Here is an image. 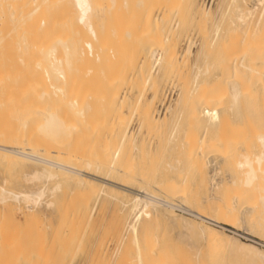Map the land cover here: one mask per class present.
Returning <instances> with one entry per match:
<instances>
[{
	"label": "bare ground",
	"instance_id": "bare-ground-1",
	"mask_svg": "<svg viewBox=\"0 0 264 264\" xmlns=\"http://www.w3.org/2000/svg\"><path fill=\"white\" fill-rule=\"evenodd\" d=\"M225 1L221 14L214 19L209 35V29H205L204 25L212 18H209L211 9L201 0L166 1L169 5L165 9L173 18V26L170 28L174 30L171 31L170 38L169 35L166 38L163 36L164 40L156 43L155 34L152 35L153 31L152 34H149L150 31L147 33V28L158 25L159 20L150 21L152 13L157 10H153L147 0H122L120 7L116 5L117 0H0V92H43L37 94L39 98H36L45 100L42 101L45 104L52 102L54 98L56 101L53 105L43 104L39 109L37 106L35 110L32 108L33 110L29 109L31 111L26 110L18 115L16 120L19 121V126L14 134L24 133L25 140L16 142L15 139L7 144L2 141L4 136L7 138L6 135L0 133L3 135L0 137V158L13 164H32L34 169L24 164L32 171H27L29 174L24 172L27 175L23 173L22 178L27 180L25 183L39 184L33 190L21 192L0 186V203L9 206L8 203L13 202L14 210L19 211L18 206L22 203L26 208L24 217L34 219L38 217L37 210L43 203L49 183H53V187L47 189L52 197L61 189V184L69 182L82 188V195H88L95 186L102 191L107 188L132 198L128 208L129 215L133 216L132 222L127 225L123 235L127 245L128 242L132 244L133 249H129L134 250L132 264H223L226 259L233 260L234 264H264V251L255 246H261L256 239L245 237L240 232L237 236L241 239L245 237V241L232 239L214 228V224H217L218 228L227 225L236 229L240 226V214L239 218L244 216V229L264 239V0H254L250 7H247L246 0ZM163 9L160 10L161 20L163 16L166 18V10ZM187 16H190L192 24L198 25L196 30L193 29L196 40L187 39L186 48L180 49V38L186 34L184 27ZM140 26L146 27L139 30ZM99 28L105 33L103 38L98 35ZM156 28L159 27H154ZM84 34H88L85 39ZM111 36L120 41H117L120 43V50L105 48ZM192 46L195 51H191ZM106 54H110L116 62L103 68L113 71L106 72L96 82L90 65H103ZM150 59L152 62L149 63ZM189 61L190 66H187ZM13 62L20 65L16 72H13ZM185 66L191 70L189 79H186L188 73ZM152 70L163 81L169 80L168 87H177L176 95L161 115L153 109L161 100L160 94L165 93L158 92L159 87ZM168 75L172 77L168 78ZM160 79L158 80L161 81ZM76 92H112L108 103L135 117L136 131L132 133L133 130H129L128 125L121 126L122 130L119 127L121 131L118 132V145L113 154L105 156V159L98 157L92 160L81 153L75 144H65V137L69 139L71 135V139L73 135L82 132L83 128L90 133L96 132L95 125L92 127L88 124L89 129L84 127L86 124L76 120L84 117V112L88 109L87 100L79 95L77 97ZM115 92H123L122 97L115 99ZM50 93L53 94V99ZM147 93L150 95L147 96ZM67 108L71 110L72 117L64 119L60 115ZM32 123L34 127L31 126ZM168 125H171L170 129ZM32 128L40 133V137L29 139ZM160 128L164 132L169 129L172 147L179 150L175 160L180 166L175 168L167 164L168 169L176 171L173 174H177V178L156 183L150 181L151 177L147 178V173L151 174L154 170L150 164L153 159L142 148L146 147V138L150 141L163 135ZM137 136H140L139 142L142 140L140 143L135 140ZM55 138L58 139L56 145L53 142L52 145L49 141ZM155 147L153 151L159 149L158 145V149L154 150ZM40 154L54 156L56 160L62 161L49 160ZM231 158H235L233 168L236 167V170L223 172L221 162L225 164ZM135 161L140 166L138 169L136 166V173L132 167ZM206 162L214 164L213 174L209 177L211 196L207 199V208L210 210L208 217L203 212L196 213L195 218L199 223L180 221L181 218L172 214V210L178 208L190 211L183 205L176 206L172 202L190 203L198 197H193V193L187 190L189 181L186 177L199 176L202 182ZM220 171L225 173L226 178H222ZM234 171L240 174L239 179ZM218 175L221 178L217 179ZM150 189L157 190L163 196L153 195ZM77 194L71 196L76 197ZM47 197L50 201L45 205L52 207L51 197ZM123 207L126 209V206ZM152 207L168 211L161 215L157 212L148 215L147 210ZM64 210L62 212L66 213V209ZM203 222L207 225H202ZM62 223L61 226L64 225ZM225 230L228 231L226 228ZM171 231H176L175 239H168ZM15 243L16 246L19 243L20 247V242ZM19 247L15 251L18 252ZM6 254L11 255V258L14 255L9 250ZM21 254L23 256L24 253ZM11 258L8 261L16 257ZM225 262L229 264L228 261ZM35 263L37 264V260Z\"/></svg>",
	"mask_w": 264,
	"mask_h": 264
},
{
	"label": "rangeland",
	"instance_id": "rangeland-1",
	"mask_svg": "<svg viewBox=\"0 0 264 264\" xmlns=\"http://www.w3.org/2000/svg\"><path fill=\"white\" fill-rule=\"evenodd\" d=\"M119 1L120 0H117V2H116L117 7H120L119 5L122 2V0L120 1V3H119ZM152 1H154L156 6H158V7H156ZM166 1L168 2L169 0H161V1L160 0H150V1L147 0L148 4L151 5V8L153 7L152 8L153 10H157V12L159 10L158 13L157 12L152 13L153 16H151L152 18H150V21L153 20V22L154 21L158 22V20H159L157 26H156V24H154L155 25L154 26L153 23H151L154 27H159V28L158 29L156 28L157 30L154 29L153 26H152V28H150L151 30L149 28H147V30H148L147 33L150 31L149 34H152L151 31H153L152 35L155 34L154 37H156V40H155V42L157 41L156 43H158V40H160L159 43L162 42V39L164 40V38H166L165 36L169 35L168 37L170 38V36H172V35H170V34H172L171 31L174 30V28H170L173 26V18L170 15L169 11L167 9H165L166 7L168 8L167 5H169ZM201 1L206 7H209L211 9V11H210L211 14H210L209 18L210 17H212V18L209 19L210 21L208 20V23L206 22V24L204 25L205 29H207V30L209 29V31L207 33L209 35V32H210V30L213 26V23H214V19L216 20L219 17V15L221 14L222 9L224 8V6L226 4V1L225 0H223V1L222 0H201ZM246 1H247V7H250L254 2V0H246ZM117 3H119V4H117ZM217 6H218V8H217ZM114 8H111V9H114ZM162 9L166 10V12H165V16H166L165 19L166 20L164 19V16H163L164 20L163 19L161 20L160 10L162 11ZM58 10H61V8ZM187 17H186V24L184 27V29L186 30L185 31L186 34L185 35L183 34V35L185 37L187 36L188 38L186 37V39H185V37L183 35L181 36L183 38H180L179 44L182 45V47L180 45V49L186 48V44L188 45V43H186L187 39H188V41L189 40L193 41V38H194V41L196 40V36L194 34L195 32L193 31V29L197 28L198 25H197V23L192 24L189 20L190 16L188 18ZM164 22L166 23V25ZM159 24L161 25V27H164V28H161L159 26ZM150 25L148 27H150ZM145 27L140 26L139 30H142V28L144 29ZM160 28H161V30H160ZM162 29L163 30L165 29V30L163 31ZM158 30L160 32H158ZM156 31L160 35L157 34ZM161 32H163V34ZM139 33H140L139 35H141V32H139ZM98 35L101 38L104 37L105 33H104L103 29L99 28ZM87 36H88V34H84V39ZM163 36H164V38H162ZM111 37L109 39L110 41H108L106 43L105 48L106 49L108 48L107 50L115 49L117 51V48L120 47L119 46L120 43H118L120 41H118V39L116 40V38H113V37L111 39ZM190 37H192V38H190ZM117 38H119V37H117ZM114 39L116 41H114ZM113 41H114V43H113ZM181 42L182 43L184 42V43L182 44ZM190 49H191V51H195L194 46H192V48H190ZM119 50H120V48H119ZM105 52H106V50H105ZM106 55L107 56H104V59H103V65H101L100 67L90 65L92 72L95 74L94 76L96 77L95 78L96 82H98L99 79H101L106 72H109V71L112 72L113 71V70H105L103 68V67H106L107 65L109 66L110 64L116 62L115 59L110 56V54H106ZM109 59H111V60H109ZM150 62H152L151 59L149 60V63ZM149 65H151V64H149ZM186 65L190 66V61L187 62ZM19 66L20 65L13 62V64H12L13 72L14 71L16 72V69H18ZM187 66H185L187 73H188L186 75V79H189L191 77V70H189L190 67L187 68ZM152 71L154 73V70H152ZM153 75H154V77H156V84L159 87L158 92H160V93L163 92V94L165 93L164 95L167 96L166 97V96L160 94L162 97L160 96L159 100H160V98H161V100L154 105L156 108L154 107L153 110L156 109L157 112L159 111V115H161V113L163 111H165L167 106L169 105V101L172 98H174V96L176 95L177 87L172 86V85H170L168 87L167 82L169 80L163 81L162 79H160L159 75L156 72ZM171 75H172V73H171ZM171 75H168V78L173 76V75L172 76ZM158 79H160L161 81H159ZM157 80H158V82H157ZM15 82H16V85H18V81H17L16 77H15ZM164 84H166V85H164ZM39 93L40 92H38V93L37 92H0V125H1L0 126V133H3V135L5 134L7 137V138H5V136H4V138L6 140L4 141V138H3L2 139L3 142H7V144H8V142L15 141V139H16V142H17V140L18 141L19 140H25L24 133L18 134V132H17L16 134H14L17 131V128H18L17 126H19L18 125L19 121L17 122V120H16L18 115H21L23 112H25L26 110H29V109L35 110V108L37 106H39V107H37L39 109L40 107L43 106V104L46 106L49 105V103H52L50 105L55 104L56 101H54L55 98L53 99V97H52L53 94L51 95L52 92L50 93V97L53 99V101L49 102L47 104L43 103L45 100H39L38 99L39 98L38 95H40L43 92H41L40 94ZM46 93H48V92H46ZM115 93H116L114 95L115 99H119L120 97H122L123 92H115ZM76 94H77V97H78V95H79V97H84L85 100H87V102H88V104H87L88 109L84 112V117H82L80 119H76V120L79 123L86 124V126H84V127H89V129H90V126H88V124L91 125L92 127H93V125H95L96 126V132L90 133V131L88 129H87L88 130L87 131L86 128H83L85 131L83 129H81L82 132H80L79 134H77V135L72 134L73 136L71 137V139H70L71 135L68 137L69 139H67L65 137V140H64V138H63V140L66 141L65 144L70 143L69 145L73 144V146L75 144L77 146L76 148L81 153L88 155L90 157V159H92V160L95 158H98V157L104 158L107 155L111 156V154H113V151L116 149V147L118 145V141L120 140L119 139L120 134L118 132H120L122 130V127L125 125H128L130 127L129 130L130 129L133 130L132 133H134L136 131L135 128H137V126H135L136 125L135 124L136 123L135 117L130 116V114L127 113L124 109H119L116 105H110L108 103V99L113 94L112 92H76ZM110 94H111V96H110ZM149 95L150 94H148L147 96H149ZM37 96H38V98H36ZM162 98H164V101H162ZM46 102H48V101H46ZM40 105H42V106H40ZM60 105L61 104L59 103V107H61ZM57 106H58V104H57ZM31 110H29V111H31ZM156 111H154V112H156ZM62 113H63V115H60V116H63L64 119H69L68 117H72V112L68 108L65 109L64 111H62ZM78 122L77 123L75 122V124H79ZM31 126L34 127L33 123ZM168 126H169L168 128L170 129L171 125H168ZM3 127H5V128H3ZM92 127H91V129H92ZM119 127H121L120 131H119V129H120ZM7 128H9V129H7ZM97 128H98V130H97ZM116 129H118V131ZM164 129H166V127ZM164 129L160 128V132H162V130H163V132H162L163 135L159 136V138H160V140H162V142L159 140V138L158 139L156 138L157 142H155L156 139L154 140L153 138H152L153 139V141H152V139L148 136L151 139L149 141V140H147L148 138H146V136H145L146 144H145V142H143V143L145 144L146 147H145V149H143L144 146H143V148L141 147L142 150H146V152H148L146 154L151 155V158L153 159V161L150 164L153 166L154 170L151 172V174L147 173L148 174L147 178L151 177L150 181L152 180V182H156V183L165 182V181H168L170 179H174V177H176L177 174H173L176 171L168 169L169 164L172 165V167L174 166L175 168L180 166V164H177V162L175 160L176 154L179 152V150L176 148L173 149V147H172L173 142L169 136V129H168V131H165V132H164ZM32 131L33 132L30 134L29 139L33 140V139L40 137L39 136L40 133L37 130L32 128ZM8 132H10V134ZM3 135L0 134V137L1 136L3 137ZM162 136H164V137H162ZM10 137H12L13 139ZM138 137L140 138V136H137V138L135 139L137 143L139 142ZM8 138L11 141H9ZM75 138H76L77 142L74 143ZM145 138H144V140H145ZM58 139H59V137H58ZM58 139L55 138L54 140H50V139H48V140H50L49 142H51V143L53 142L56 145V140H58ZM59 140H61V139H59ZM141 141L142 140L140 139V142ZM147 141L150 144L147 143ZM45 142H47V141H45ZM13 143L15 144V142H13ZM53 143H52V145H54ZM156 143L159 146L158 147L159 149L157 148ZM49 145L50 144L48 143V146ZM148 147H150V148H148ZM153 147H155L154 150H156V148L158 150L153 151ZM170 148L173 150H170ZM128 149L130 150V148H128ZM163 149L166 152L163 151ZM149 150H151L152 152L151 151L149 152ZM26 152H30V151H26ZM234 152L236 154V150ZM41 156H43L49 160H55V161L58 160V159L56 160V158L54 156H50V155H41ZM153 156L156 157V159ZM234 159L235 158H231L230 162H227V161H226V163L224 162L226 165L223 164V162H221L223 165V166H221L222 167L221 169H223L222 170L223 172H225L229 169L233 170L236 168V167L233 168L234 161H235ZM6 161L7 160L0 158V186H3L5 189L10 190V191H14V192H21L23 190L29 191V190H33L36 186H39V184L35 185V183H31V184L25 183L24 181L27 182V180L26 179L23 180V178H22L24 172L30 173V171H32V169H34V166L32 164L27 163V162L26 163H19L18 162L16 164H13V163H10L8 161L6 162ZM58 161H62V160H58ZM137 161L132 163V167L134 168L135 173L137 171L136 166L139 165ZM215 162L219 163V161L218 162L214 161V163ZM221 163L219 165H221ZM229 163H231V164H229ZM235 163H236V161H235ZM6 164H7V166H6ZM24 164L25 165L27 164L28 167H33V168L28 169V167L26 168ZM161 164H162V166H161ZM210 164L209 163L206 164V169L204 171V175L202 174L203 184L200 181L199 176H197V177L187 176L186 177V179H188V181H189V186H188L187 190L188 191L190 190L193 193V195H192L193 197L194 196L196 197V195L198 197L199 196H201V197H199V198L196 197L197 200L195 198L190 203L172 202V204H174L176 206L183 205L184 207H186L190 211V212H187V211L180 210L178 208H174L171 213L174 215H177L178 219L181 218L180 221H183V220L184 221H192V222L195 221L197 223L198 219L195 218L196 213L201 214L204 212L203 214H205V216L208 217L207 214L210 212V210L207 208V206H208V200L207 199H209V197L211 196L210 195L211 185L209 183V177L213 174V170H212L213 167L212 166L214 165L213 163H212L213 165L212 164L210 165ZM138 167H140V166H137V169H138ZM155 167H156V169H155ZM221 169H219V170H221ZM222 171H220L222 173L220 175H222V178H224L225 173L223 174ZM234 172H236V171H234ZM26 173H24V174L27 175ZM236 173H235L237 175L236 178L239 179L238 176L240 174H238V172H236ZM219 178H221V177H219V175H218L217 179H219ZM3 182H4V184H3ZM204 182H206V183H204ZM29 184L33 188H31V186ZM52 187H53V183L47 184L46 192H45V195H44L43 201H42L43 203H41V205H39V207H38L39 210H37L38 217L34 218V219H26L24 217V214H26L25 213L26 208H25V205H23L22 203H20V205L18 206L20 211H21V214H20L19 210H14L15 204L13 202H9L8 203L9 206L0 203V259H1L0 261H3V259L6 258L5 261L0 262V264H3V263L7 264V262H9V261H10L9 263H11L12 260H13V263H11V264H15V263L16 264H36L35 263L36 260H37V264H44V262L46 261L45 259H47V261L45 262L46 264H93V263L94 264H96V263H98V264L99 263L100 264H113V262H114V264H119V263L120 264H126V263L132 264V263H134L132 261V258L134 257V250H132L133 249L132 244L127 241L129 243V245H127L126 240L123 237V235H125V233H126L127 225L132 222V217H133L132 215H129V213H128V208H129L130 202L132 200L131 196L120 193L118 191L110 190L107 188L104 189L103 190L104 192H103L102 190H100L98 188V186H95L92 188V190L88 194L89 196L86 195L85 192H84L85 195H82V193H83V192H81V191H83L82 188H80L76 184L74 185V183L69 182V183L61 184V189L58 192L54 193V195H53L54 198H53L51 195H49V193L47 191V189L49 190ZM62 189H64V190H62ZM99 190H100V192H99ZM60 191H61V194H60ZM111 191H113V193ZM195 191H197L198 194H196ZM71 192H73V193H71ZM75 192H76V194L79 193V195L80 194L81 195L79 196L77 194L78 196L72 197V196L76 195ZM114 192L115 193L118 192V194L117 193L114 194ZM151 193L155 196H158V197L163 196V194L158 192L157 190H151ZM71 194H72V196H71ZM57 195H59V196H57ZM47 196L49 198L51 197V200L53 202L52 207H46V205H45V203L47 201H50V199H46ZM69 196H70V198H69ZM114 200H116V201H114ZM55 201H56V203H55ZM65 205L67 206V208ZM123 205L126 206V209L123 207ZM83 206L85 207L84 209H83ZM155 208L154 209H153V207L148 208V210H147L148 215L149 214L151 215L154 212L160 213L158 215H161V213L164 214L168 211V210H165L162 208H157V207H155ZM62 209L63 210L66 209V213L62 212ZM124 211H125V213H124ZM126 211H127V214H126ZM63 213H65L66 215ZM192 214H193V216H192ZM239 215H238V219H240V220H238V221L239 222L241 221V224L238 222V224L240 226L237 227L236 229H233V228H231V226H227V225H221L220 228L214 226V228L217 231L224 233V234H227L228 236L232 237V239L235 238L236 240L245 241L246 236L252 237V238L256 239L257 243L261 244V246H258V245H255V246L264 251V239H262L261 237H259L257 234H255L253 232L246 231L244 229V227L246 226V225H244L245 224L244 223L245 222L244 216L243 215L240 216L243 218L242 219V218H239ZM76 216H78V218ZM65 217L67 218V220ZM60 218L65 220V222H63L62 219L60 220ZM69 219H70V221H69ZM59 221H61V222H59ZM242 221H243V225H242ZM62 222L64 223V225ZM61 223L63 226H61ZM119 223H121V224H119ZM65 225H66V227H65ZM202 225H207V224H205L203 222ZM222 226H226V227H222ZM60 227H62V229ZM225 228L228 231H226ZM234 231H237L235 233L236 235L233 234ZM238 232L244 234L245 237L243 239L238 237L237 235L240 234ZM172 233H175V235ZM260 233H261V231H260ZM262 234H264V233H262ZM61 235L63 236V238ZM69 235H71V236H69ZM175 236H176V231H171L168 233V239H175L176 238ZM65 237L67 239H65ZM60 240H62V242H60ZM23 241H25V242L23 243ZM15 242H20V247H19V243H17V246L19 247L18 252L20 253V255L17 251H15V249L18 248L16 246ZM64 242H66V245ZM21 243H22L23 247H21ZM25 243H28V245L25 246ZM74 243H75V245H74ZM116 243H117V245H116ZM13 244L15 245L14 247L12 246ZM197 244L198 243H196V245ZM71 245H73V246H71ZM123 245H125V246H123ZM194 245H195V243H194ZM8 247L9 248L11 247V248L9 249ZM39 247H40V251H38ZM122 247L124 250L126 248L127 249L125 251L124 250L122 251ZM130 247L132 249H129ZM20 249H22V250L20 251ZM24 249H26L27 251ZM113 249L114 250L116 249L115 250L116 252ZM8 250L11 254L13 253L14 255H17V256L12 255L14 258L16 257L15 259H12L13 257L11 258V255L8 256L6 254V252H8ZM49 251H50V254H49ZM37 252H38V254H37ZM46 252H48V254H44ZM60 252H61V254H60ZM21 253H24L25 255L23 254V256H22ZM121 254H122V257L120 256ZM4 256H6V257L4 258ZM9 257L12 260L9 259V261H8ZM24 257H25V259H24ZM47 257L48 258L50 257V258L48 259ZM60 257H62V258H60ZM127 258H128V260H126ZM53 259H55V260H53ZM123 260L125 262H123ZM225 261H228L229 264H231L232 262H233L232 264L235 263L233 260L230 261V260L226 259ZM225 261H223L222 263L227 264V262H225ZM200 263L194 262L193 264H200ZM201 264H204V263H201Z\"/></svg>",
	"mask_w": 264,
	"mask_h": 264
},
{
	"label": "built area",
	"instance_id": "built-area-1",
	"mask_svg": "<svg viewBox=\"0 0 264 264\" xmlns=\"http://www.w3.org/2000/svg\"><path fill=\"white\" fill-rule=\"evenodd\" d=\"M212 223V222H211ZM217 227V224H214Z\"/></svg>",
	"mask_w": 264,
	"mask_h": 264
}]
</instances>
